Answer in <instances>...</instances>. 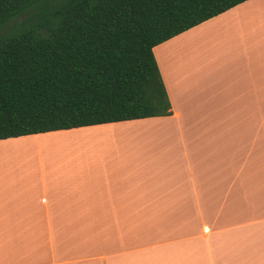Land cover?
Instances as JSON below:
<instances>
[{
  "label": "crops",
  "instance_id": "obj_1",
  "mask_svg": "<svg viewBox=\"0 0 264 264\" xmlns=\"http://www.w3.org/2000/svg\"><path fill=\"white\" fill-rule=\"evenodd\" d=\"M152 51L170 115L0 139V264H264V0Z\"/></svg>",
  "mask_w": 264,
  "mask_h": 264
},
{
  "label": "trees",
  "instance_id": "obj_2",
  "mask_svg": "<svg viewBox=\"0 0 264 264\" xmlns=\"http://www.w3.org/2000/svg\"><path fill=\"white\" fill-rule=\"evenodd\" d=\"M244 1L0 0V139L170 115L153 47Z\"/></svg>",
  "mask_w": 264,
  "mask_h": 264
},
{
  "label": "rangeland",
  "instance_id": "obj_3",
  "mask_svg": "<svg viewBox=\"0 0 264 264\" xmlns=\"http://www.w3.org/2000/svg\"><path fill=\"white\" fill-rule=\"evenodd\" d=\"M45 17L43 15H39L36 17V19H33L32 21H29L26 25H29L30 23H36V24H42ZM22 18H15L11 20L8 24H6L4 27L0 29V36L4 33L10 31L15 24H20L22 22Z\"/></svg>",
  "mask_w": 264,
  "mask_h": 264
}]
</instances>
